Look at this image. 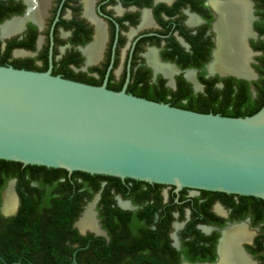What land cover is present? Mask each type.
Instances as JSON below:
<instances>
[{
    "label": "flooded vegetation",
    "instance_id": "obj_1",
    "mask_svg": "<svg viewBox=\"0 0 264 264\" xmlns=\"http://www.w3.org/2000/svg\"><path fill=\"white\" fill-rule=\"evenodd\" d=\"M214 1L0 0V65L37 71L51 68L53 74L64 78L92 85L107 81L110 89L119 91L126 87L128 93L152 100H158L167 89L176 91L183 87L197 103L202 95L208 94L209 87L218 90L225 87L227 78L241 79L221 76L218 70L211 69L218 49L216 26L220 19ZM216 1L222 8L236 2ZM248 1L252 3L253 22L246 49L257 53L252 66L259 79L264 69V0ZM10 23L13 28L9 27ZM4 27H7L5 32ZM151 55L158 65L172 69L171 76L155 66ZM258 79H242L250 83L253 97L257 95L253 82ZM231 85L236 87L234 82ZM4 175L3 171L0 174L1 255L6 244L5 231L11 224L9 219L19 213L21 206L19 178H10L5 183ZM12 180L18 206L14 213L6 214L4 197ZM86 180L94 185L91 178ZM144 182L103 178L100 189L91 198L85 195L81 202L83 208L77 220L92 201L96 202L100 232L88 229L82 233L75 226L77 220L73 226L82 235L92 234L107 243L119 241L117 250L111 251L114 255L120 253L117 259L112 257V264H229L222 262L220 238L224 229L236 224L245 225L250 238L241 243L245 251L238 250L251 264H264V220L257 222L252 210L238 211V206L233 204L241 203L237 196L191 188H183L182 195V190L177 193L174 186L175 201L179 207L183 206V211L179 207L171 211L167 236L163 231V207L170 200L173 187L162 188V202L156 209L157 188L154 183L150 187ZM39 183L32 180L30 185L39 186ZM150 189L151 193L144 192ZM188 202L203 209L196 212ZM213 214L220 220L214 222ZM192 222L195 229L188 227ZM197 229L204 236L214 234L215 241L200 239L194 243L198 239ZM5 262L0 258V264ZM18 262L23 263H14ZM74 262L78 261L74 259Z\"/></svg>",
    "mask_w": 264,
    "mask_h": 264
},
{
    "label": "water",
    "instance_id": "obj_2",
    "mask_svg": "<svg viewBox=\"0 0 264 264\" xmlns=\"http://www.w3.org/2000/svg\"><path fill=\"white\" fill-rule=\"evenodd\" d=\"M250 52L251 77L234 59L220 75L258 79ZM0 159L264 200V106L243 117L204 113L107 81L0 65Z\"/></svg>",
    "mask_w": 264,
    "mask_h": 264
},
{
    "label": "trees",
    "instance_id": "obj_3",
    "mask_svg": "<svg viewBox=\"0 0 264 264\" xmlns=\"http://www.w3.org/2000/svg\"><path fill=\"white\" fill-rule=\"evenodd\" d=\"M260 75V78L253 82L257 90L255 97L252 95L251 85L248 81L227 78L225 79L226 85L224 88L212 90L209 87L208 94L202 95L197 103L192 101L188 91L183 87L176 91L167 89L158 100L154 101L224 116L243 117L252 115L264 106V69L261 70ZM233 82L236 87L231 85ZM3 171L5 172V183L10 178H19L18 190L21 197L20 211L16 216L9 219L11 224L5 231L6 244L2 252L3 255L0 254L2 256L0 258L6 261L4 264H7V262L17 264L14 263L17 261L26 264H76L74 259L79 264H112L113 258L117 259L120 253L114 255V253L111 254V251L117 250L115 247L117 242L120 243L119 241L113 240L107 243L104 238L94 237L92 234L82 235L73 224L82 212L81 202L83 197L87 195L88 198H91L100 189L103 178L120 180L119 177L91 174L83 171L69 173V171L62 168L0 159V174ZM86 178H91L94 185L88 183ZM32 180H39L40 185L31 186L30 182ZM132 180L136 183L144 182ZM144 183L150 187L153 186L150 183ZM154 185L157 188L155 208L158 209L163 198L161 191L166 185L159 183H154ZM172 187L170 200L163 207L165 218L163 231L167 236L170 230V220L172 219L171 211L179 207V204L175 201L177 194L174 192V186ZM105 190L107 193L110 188L108 187ZM184 190L181 191L182 195H184ZM144 192L149 194L152 191L150 189ZM203 192L212 193L214 191L203 190ZM217 193L228 195L224 192ZM32 196H35V198ZM228 196H237L241 200V203L233 202L238 206V211L243 209L244 212L252 210L254 216L258 217L257 222L264 220L263 199L237 194H229ZM179 200H181L180 197ZM197 201L195 200V202ZM187 204H190L196 212L203 209L199 205L194 207L192 202ZM179 208L183 211L182 205ZM212 218L214 222L220 220L214 214ZM193 224L194 222L188 224V227L195 229ZM196 232L198 233V239L194 240V243H198L200 239L215 241L214 234L204 236L198 229ZM25 237L27 238L24 239ZM15 244L18 245L14 246Z\"/></svg>",
    "mask_w": 264,
    "mask_h": 264
},
{
    "label": "bare ground",
    "instance_id": "obj_4",
    "mask_svg": "<svg viewBox=\"0 0 264 264\" xmlns=\"http://www.w3.org/2000/svg\"><path fill=\"white\" fill-rule=\"evenodd\" d=\"M235 1H233L235 3H230L229 7L226 8H222L216 0L214 1L215 7L220 12V19L216 26L218 31V49L215 53V61L213 62L211 69L212 71L218 70L220 72H227L230 65L233 63L231 60L234 59L236 62H239V64H243L241 65L242 75L245 77H251V73H249L248 70H245V65L248 66V63L252 58V52L249 50L247 51L246 49V39L251 34V22L253 20L252 3L248 0ZM13 23H10L9 27L12 26L13 28ZM6 28L7 27H4V32L6 31ZM150 60H154L153 55H151ZM153 63L167 76H171L173 73L172 69L168 66H160L155 60ZM232 71L241 74L239 69H234ZM14 192L12 186L5 193V206L3 204V210H5L4 212L6 214H12L17 210L18 199ZM95 204L96 202H93L91 205L87 206V209L78 220L77 226L81 231L90 229L100 232L96 217L97 213L95 211ZM217 209L220 210L219 207H217ZM246 240H250V238L245 230V225L236 224L226 229L220 245L223 259L222 262L226 261L229 264H251L248 257L243 253L242 255L241 251L238 250H241L240 244Z\"/></svg>",
    "mask_w": 264,
    "mask_h": 264
},
{
    "label": "rangeland",
    "instance_id": "obj_5",
    "mask_svg": "<svg viewBox=\"0 0 264 264\" xmlns=\"http://www.w3.org/2000/svg\"><path fill=\"white\" fill-rule=\"evenodd\" d=\"M92 202H93V201H92ZM92 202H91V203H92ZM91 203H90L89 205H91ZM89 205H88V206H89ZM86 209H87V208H86Z\"/></svg>",
    "mask_w": 264,
    "mask_h": 264
}]
</instances>
